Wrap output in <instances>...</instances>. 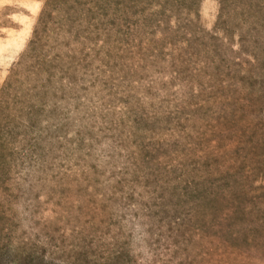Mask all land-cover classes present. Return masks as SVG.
Returning a JSON list of instances; mask_svg holds the SVG:
<instances>
[{
	"label": "rangeland",
	"instance_id": "374dc122",
	"mask_svg": "<svg viewBox=\"0 0 264 264\" xmlns=\"http://www.w3.org/2000/svg\"><path fill=\"white\" fill-rule=\"evenodd\" d=\"M0 264H264V0H0Z\"/></svg>",
	"mask_w": 264,
	"mask_h": 264
}]
</instances>
